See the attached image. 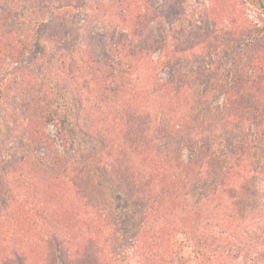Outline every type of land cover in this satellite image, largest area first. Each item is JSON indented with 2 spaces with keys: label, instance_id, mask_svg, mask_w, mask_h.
Listing matches in <instances>:
<instances>
[{
  "label": "rangeland",
  "instance_id": "rangeland-1",
  "mask_svg": "<svg viewBox=\"0 0 264 264\" xmlns=\"http://www.w3.org/2000/svg\"><path fill=\"white\" fill-rule=\"evenodd\" d=\"M263 24L264 14L253 0H0V38L17 53L15 60L8 51L7 57L0 53V208L7 196L2 183L20 158L46 168L53 150L68 158L74 154L63 151L56 126L35 120L52 141L47 149L39 147L30 120L50 111L77 131L87 123L77 118L79 104L89 99L91 110L97 99L96 72L119 67L132 83L146 81L139 90L146 108L143 125L149 136L158 131L164 136L160 147L186 140L185 133L173 141L165 135L175 108L194 120L195 143L214 156L203 164L206 170L190 194L192 203L214 207L210 256L199 257L189 235L179 232L176 239L184 250L175 264H263L264 88L261 94L250 89L258 82L247 69L253 47H264V36L251 35ZM163 85L182 89L160 93ZM87 131L88 137L79 139L75 167L88 168V181L106 204L100 211L101 238L93 237L84 222L77 226L92 250L105 247L104 264H141V250L133 242L147 197L133 187L121 159L116 160L120 165L99 159L92 148L101 149L97 132ZM144 179L152 184L150 177ZM51 252V264L75 263L59 240H53Z\"/></svg>",
  "mask_w": 264,
  "mask_h": 264
},
{
  "label": "trees",
  "instance_id": "trees-1",
  "mask_svg": "<svg viewBox=\"0 0 264 264\" xmlns=\"http://www.w3.org/2000/svg\"><path fill=\"white\" fill-rule=\"evenodd\" d=\"M253 1L264 14L259 0ZM126 21L128 23V19L122 18L124 24ZM251 35L264 36V24L256 26ZM0 49L3 57H7L8 51L9 59H16L17 53L12 52L11 44H6L1 38ZM253 49L247 69L251 68L250 78L257 81L258 86L249 87L255 94H261L264 88V76L261 74L264 70V47ZM120 72L123 71L113 66L96 72L94 94L98 100L94 98L91 110H88L91 105L89 99L79 104L77 118L79 121L86 119L87 123L77 131H71L66 117L50 111L45 116L30 120L31 136L39 147L47 149L52 143L42 129L45 122L58 128L63 151L74 150V154L68 158L55 149L48 158L50 163L46 168L33 163L29 157L20 158L16 162L10 176L2 183L7 196L4 206L0 208V264H51L54 239L67 248V256L71 257L74 264L105 263L108 257L105 247L100 245V249L92 250L85 242L88 240L87 234L77 226V223L84 222L85 229L93 237L101 238L100 211L106 204L101 193L90 182L88 168H77L82 149L79 139L88 137V128L97 132L95 139L101 149L95 146L92 148L98 152L99 159L116 165H120L116 160L121 159L125 165L120 168L125 170L133 187L141 188L147 197L148 207L133 242L141 250V264H175L184 250L182 243L176 239L179 232L189 235L199 257L210 256L208 250L213 247L211 238L214 230L211 226H214V207L204 209L199 203H192L190 194L198 177L203 176L206 170L203 164L214 156H210L208 150L204 152L205 149L195 143L193 137L197 133L195 128L192 129L194 120H189L190 116L185 118L182 113H176L175 108H172L165 126V135L173 141L177 137L181 139L185 133L186 140L177 142L174 147H160L159 141L164 136L159 131L155 137L153 134L149 136L148 129L143 125L146 108L141 105L144 93L139 94V90H143L146 81L138 76L143 84L138 81L134 84L128 76L123 78L124 73ZM107 79L110 80L109 84H103ZM247 82L250 80L247 79ZM163 86L166 89L162 87L160 93L164 90L174 93L182 89V86L177 89L170 85ZM236 87L240 89L243 86L237 82ZM92 114L96 117L93 118ZM35 120H41L43 125ZM206 127L204 125L203 128ZM182 148L186 150V159L182 156ZM146 177L151 179L150 186V183L145 182ZM231 216L228 215L227 220ZM227 220L224 223H228ZM262 257L264 264V253ZM223 262L217 260L214 264H225Z\"/></svg>",
  "mask_w": 264,
  "mask_h": 264
},
{
  "label": "water",
  "instance_id": "water-1",
  "mask_svg": "<svg viewBox=\"0 0 264 264\" xmlns=\"http://www.w3.org/2000/svg\"><path fill=\"white\" fill-rule=\"evenodd\" d=\"M259 2L262 5V7L264 8V0H259Z\"/></svg>",
  "mask_w": 264,
  "mask_h": 264
}]
</instances>
